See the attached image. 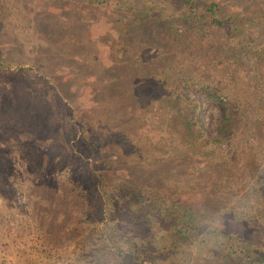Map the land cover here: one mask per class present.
Listing matches in <instances>:
<instances>
[{
	"label": "rangeland",
	"instance_id": "rangeland-1",
	"mask_svg": "<svg viewBox=\"0 0 264 264\" xmlns=\"http://www.w3.org/2000/svg\"><path fill=\"white\" fill-rule=\"evenodd\" d=\"M111 8L87 0H0V65L8 70L0 66V175L6 179L0 186V261L86 264L77 261L78 240L68 229L71 195L78 184L83 188V172L68 150L78 133L70 134L67 122L85 113L127 137L125 145H112L108 159L95 154L88 162L110 163V178L172 189L170 195L188 198L206 224L242 237L250 253L264 252V130L244 127L222 152L188 136L180 124L192 99L203 131L218 134L224 108L198 90L200 83L224 87L230 99L241 101L240 110L248 107L249 123L264 120V92L258 103L253 92L254 60L227 58L222 34L197 33L180 21L176 34L169 20L144 25L130 13L132 32L121 37ZM17 231L39 251L18 246ZM193 247L180 264H216L206 247Z\"/></svg>",
	"mask_w": 264,
	"mask_h": 264
},
{
	"label": "trees",
	"instance_id": "trees-1",
	"mask_svg": "<svg viewBox=\"0 0 264 264\" xmlns=\"http://www.w3.org/2000/svg\"><path fill=\"white\" fill-rule=\"evenodd\" d=\"M87 1L103 9L112 7L114 19L122 24L121 37L132 32V27L127 22L130 13L134 22L144 25L151 21L161 23L162 19L169 20V28L176 34L178 21L186 23L197 33L210 31L222 34V42L229 52L227 58L230 56L237 59L239 56L249 55L254 60V74L258 84L253 87V92L257 103L258 100L261 102L264 92L260 83L264 69V35L261 34V30L264 31V5L261 3L251 1L249 4L238 5L233 4L234 1L224 3L222 0ZM0 66L8 72L3 64ZM103 67L109 71L113 70L114 66ZM113 82L110 81L107 87L109 91L112 90ZM222 88L224 87L212 89L203 83L198 87V90L205 92L208 97L218 99L224 108L222 116L218 119L217 135L207 136L203 131L195 118L197 105L192 99H187V111H182L180 124L188 136L224 152L228 150L230 142L232 144V140L242 133L244 127L249 126L252 129L255 126V129L264 130V120L256 117L249 123L250 118L246 115L248 107L244 106L240 110L241 101L230 99ZM176 104H180L178 98ZM91 106L89 104L85 107ZM69 118V133L77 131L78 134L74 135V143L68 150H72V156L77 159L74 162L75 168L83 172L80 181L83 188L77 185L75 193L71 195L73 200L69 203L71 227L68 226V229H72L73 237L76 236L78 240L77 261L82 259L86 264H180L185 261V249H192L197 245L203 250L209 244L207 240H211V247L207 250L209 256L215 258L216 264H264V252L251 250L250 253L247 247L249 244L245 243L242 237L221 232L220 228L208 221L206 224L198 210L189 207L188 198L179 195L173 197L170 195L172 189L168 190L170 192L158 191L153 185L147 187L137 179L129 181L110 178L113 171L110 163H105L101 168L88 162L87 156L95 154H102L108 159L111 152L116 150L112 145H125L127 137L123 132H116L111 125L99 127L86 113L83 116L71 114ZM84 142L86 151L80 147V143ZM237 145L233 143L232 146L235 149ZM216 155L220 158L217 151ZM5 181L0 175V186L5 187ZM261 187L264 188V185ZM257 191L255 190V193ZM3 217L0 212V220ZM213 217L214 214H211L209 219ZM59 232L61 235L65 233ZM14 235L18 246L23 249L29 247L31 252L38 250L27 245L25 232L17 231ZM40 250L42 254V247ZM204 259L206 260V257ZM4 263L5 261H0V264ZM12 263L38 264L29 259Z\"/></svg>",
	"mask_w": 264,
	"mask_h": 264
}]
</instances>
